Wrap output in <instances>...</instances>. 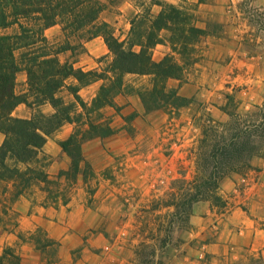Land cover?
I'll use <instances>...</instances> for the list:
<instances>
[{
  "label": "rangeland",
  "instance_id": "374dc122",
  "mask_svg": "<svg viewBox=\"0 0 264 264\" xmlns=\"http://www.w3.org/2000/svg\"><path fill=\"white\" fill-rule=\"evenodd\" d=\"M102 1L106 4L103 20L149 5L153 12L157 5L151 0ZM164 1L186 8L199 26L211 31L197 43L198 62L187 66L180 79L167 81L168 88L191 98L192 103L177 110L146 112L138 89L150 86L151 77L125 74V87L115 97L119 108L107 106L92 114L95 121L106 120L114 133L82 145L95 177L84 181L79 175L69 184L57 176L70 165L59 136H69L77 127L66 123L48 138L41 164L51 179L60 181L51 184L53 193L62 199L70 197L69 203L59 198L56 206H44L46 193L37 187L25 193L27 197L14 200L10 192L0 193V253L13 247L21 264H264V174L259 179L257 173L264 170V158H253L254 168L246 178L233 172L220 182V193L232 197L237 206L232 223L201 200L193 206V227L186 228L170 215L172 206H163L177 191L173 188L179 185L177 180L195 176L202 136L195 119L209 113L218 121L228 120L229 93L243 113L264 102V0ZM130 20L126 16L120 26L111 24L121 39L129 34ZM57 26V35L45 31L50 41L63 44L69 39L74 45L81 41L85 45L81 32L67 37ZM1 31L12 34L18 26ZM84 49L69 51L78 54ZM171 52L168 44H159L153 57L158 61ZM112 58L111 53L97 59L95 68L105 69ZM21 79L18 76V92L26 88ZM92 84L96 86L87 97L97 94L102 81ZM246 206L254 217L248 224L244 222ZM30 235L42 244L48 240L53 244L39 246Z\"/></svg>",
  "mask_w": 264,
  "mask_h": 264
},
{
  "label": "trees",
  "instance_id": "16d2710c",
  "mask_svg": "<svg viewBox=\"0 0 264 264\" xmlns=\"http://www.w3.org/2000/svg\"><path fill=\"white\" fill-rule=\"evenodd\" d=\"M151 4L160 6L158 13L152 12L151 5L140 9L130 20L128 36L121 39L111 23L101 18L106 9L102 0H0V132L4 134L0 145V193L10 192L14 200L39 187L46 193L43 205H57L61 197L50 186L60 181L51 179L45 171L41 154L48 138L66 123L77 127L66 139L59 140L70 165L57 176L69 184L75 183L79 175L84 181L94 178L82 145L114 133L106 120L95 121L92 114L107 106L119 108L115 97L125 87V74L151 77L150 86L138 89L146 112L177 110L192 103L191 98L168 88L167 81L180 79L187 66L198 62L197 43L211 31L199 26L195 15L184 7L164 0H151ZM12 25L18 26L17 32L2 33V29ZM54 25H60L67 37L81 32L86 42L103 38L113 55L112 61L102 70L62 61L59 54L69 50L74 53L85 45L84 41L74 45L69 39L63 44L50 41L45 31ZM159 44H168L172 52L157 61L153 49ZM21 71L27 73L24 92L16 89ZM99 80L102 84L88 103L79 91ZM64 88L74 101L67 102L59 94ZM227 99L228 120L218 121L209 113L195 119L202 134L195 176L192 180H177L179 185L173 186L177 191L163 201V206L174 208L170 215L186 228L193 227L190 217L198 201H208L218 213L227 212L233 203L220 193L222 179L233 172L245 176L254 168V157L264 158V102L243 113L231 93ZM46 103L53 107L52 114L40 109ZM20 104L34 109L31 118L13 115ZM80 124L86 127L81 128ZM69 201L67 196L62 199L65 205ZM30 238L39 246L53 244L49 240L42 244L34 235ZM0 264H21L20 255L13 247H5L0 253Z\"/></svg>",
  "mask_w": 264,
  "mask_h": 264
},
{
  "label": "crops",
  "instance_id": "0c3cea01",
  "mask_svg": "<svg viewBox=\"0 0 264 264\" xmlns=\"http://www.w3.org/2000/svg\"><path fill=\"white\" fill-rule=\"evenodd\" d=\"M156 6L157 5H153V12L157 13L160 9H155ZM138 12L139 11L136 10L135 12L133 11L132 13H128L127 15L124 13L118 12L114 16L105 17L104 20L108 21L109 23H111L113 25H119L120 26L122 20L126 19V16H128L129 18L132 19ZM103 14H104V12H103ZM57 28H58L57 25L47 28L46 34H48L49 31H52V32H55L54 33L55 35H57L58 34ZM128 29H129V27H128ZM118 30L120 31V29H118ZM109 54H111V52L109 51V49H108L105 41L103 40V38L96 37V38H93V39H91L85 43V49L81 53L73 54L72 52L68 51V52H64V53L59 54V58L62 61L68 60V61L73 62L75 64V66L82 67L84 69H91V68H95L97 66V63H96L97 59H99L103 56H107ZM18 76H21V78H22L21 80L23 82H25L26 85H24V86L27 88V73L25 71H21L18 73L17 78H18ZM92 86L94 88V86H96V85L89 84V85L81 88V90L79 91L80 95L83 97V99L85 101H88L89 98L93 99V97H94V94L87 97V94H88V92H90V88H92ZM26 88L24 90H22L21 92L26 91ZM65 93H66V91H64V89L59 92V94L62 95L67 102L74 101V96L72 94H70L69 92H68V94H65ZM40 109L47 115L52 114L54 112L53 107L49 103L41 105ZM33 113H34V109L27 106L26 104L18 105L15 108V110L13 111L14 116L21 117V118H31ZM65 126H66V124L63 125L57 132H60V130H62ZM59 135L60 134H57L56 137H58ZM67 136H68V134L64 135V133H63L61 135V137L59 136V138L61 140H63ZM3 141H4V134L0 132V145L3 143ZM45 146H46V144H45ZM257 173H258V176L260 174L259 179H261L263 174H264V170L260 169L257 171ZM241 177L246 178L247 175L246 176L241 175ZM37 188L39 189V187H37ZM22 196L24 197L25 195L23 194ZM25 197H27V195ZM224 197L229 199V201H231L233 203L231 208L228 209V211L225 213H218L215 208H213V210H216V213H218L219 215H225L227 217L226 218L227 222L232 223V222H234L233 221L234 220V213L237 210V208H236L237 206L235 207V203L232 201V197H230V196H228V197L224 196ZM244 212H245L244 222H246L248 224V220H253L254 217L252 216V213H251L250 209H248V207L246 208V210ZM192 215H193L192 216V221H193L194 217H196V216L194 214H192Z\"/></svg>",
  "mask_w": 264,
  "mask_h": 264
}]
</instances>
